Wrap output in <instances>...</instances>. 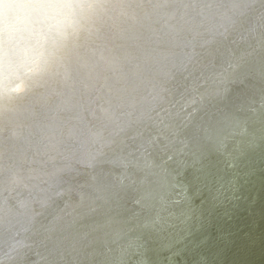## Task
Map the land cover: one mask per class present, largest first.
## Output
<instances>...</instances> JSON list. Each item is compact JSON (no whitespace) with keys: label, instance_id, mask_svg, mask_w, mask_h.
<instances>
[{"label":"bare ground","instance_id":"6f19581e","mask_svg":"<svg viewBox=\"0 0 264 264\" xmlns=\"http://www.w3.org/2000/svg\"><path fill=\"white\" fill-rule=\"evenodd\" d=\"M0 264H264V0H0Z\"/></svg>","mask_w":264,"mask_h":264},{"label":"water","instance_id":"95a60500","mask_svg":"<svg viewBox=\"0 0 264 264\" xmlns=\"http://www.w3.org/2000/svg\"><path fill=\"white\" fill-rule=\"evenodd\" d=\"M86 174H83V176L82 177H84ZM15 193H23L24 194V192L21 190V192H19V191H15Z\"/></svg>","mask_w":264,"mask_h":264}]
</instances>
